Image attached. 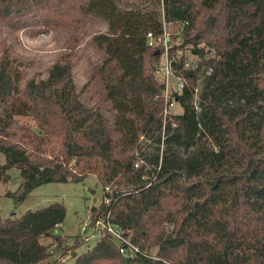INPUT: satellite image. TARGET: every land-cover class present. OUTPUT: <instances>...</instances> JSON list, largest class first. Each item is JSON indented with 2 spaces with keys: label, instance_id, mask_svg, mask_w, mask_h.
<instances>
[{
  "label": "trees",
  "instance_id": "1",
  "mask_svg": "<svg viewBox=\"0 0 264 264\" xmlns=\"http://www.w3.org/2000/svg\"><path fill=\"white\" fill-rule=\"evenodd\" d=\"M90 20L104 31L87 36ZM163 27L181 40L167 58L182 81L172 95L181 114L165 121L154 70ZM18 33L53 36L67 51L45 79L23 87ZM79 45L94 61L77 89ZM18 118L33 129L17 135ZM0 156V182L17 169L21 197L93 176L103 195L90 225L107 220L139 252L125 260L100 231L74 264H264V0H0ZM63 215L54 203L0 218V264L73 255L85 241L77 235L65 246L53 234Z\"/></svg>",
  "mask_w": 264,
  "mask_h": 264
},
{
  "label": "rangeland",
  "instance_id": "2",
  "mask_svg": "<svg viewBox=\"0 0 264 264\" xmlns=\"http://www.w3.org/2000/svg\"><path fill=\"white\" fill-rule=\"evenodd\" d=\"M105 26L97 21L90 20L86 28V35L89 36L93 32L104 31ZM172 34V30L168 34ZM15 54L19 58L21 64L20 69L23 74L21 86L23 87L28 80H42L47 76L48 68L61 56L67 53L63 40L57 39L53 36L46 35L39 38L28 39L21 33L16 35ZM169 46L177 47L181 44L179 36L170 39ZM185 63L187 66L194 65L197 58L192 55L190 48L185 47L183 51ZM94 61L89 51H83V45H79L74 57L71 59L74 67L72 70V80L77 89H79L84 82L89 71V66ZM162 56L159 58L156 66L160 65ZM155 78L159 82L162 77L159 73H155ZM202 76L196 81V91L194 101L201 89ZM168 87L175 86V79L173 77L168 79ZM175 115L181 114V109L175 104L173 106ZM27 127L33 129V123L30 119L18 118L16 123V134L19 135L21 130L19 127ZM18 127V128H17ZM141 151L151 153V150L144 146L145 143L140 140ZM151 146V144H150ZM179 153L182 151L179 150ZM0 164H3V158L0 156ZM7 181L0 182V218L1 219H16L22 216L26 211H37L47 207L50 204H60L64 208V215L61 223L55 229L53 234L65 238V246H70L75 237L79 235L81 239L82 233L89 235L92 231L90 225V214L92 208H97L102 201V189L96 183L93 176H87L79 183H47L33 188L31 191L21 197V179L19 172L15 168H11L6 172ZM44 244H48L50 249L55 246L52 240H43ZM63 245V244H62ZM92 245V239L85 241L73 252V255L66 254L56 264H74V256L79 255ZM59 252L52 255V258L57 257ZM51 259V258H50ZM49 259V260H50Z\"/></svg>",
  "mask_w": 264,
  "mask_h": 264
},
{
  "label": "built area",
  "instance_id": "3",
  "mask_svg": "<svg viewBox=\"0 0 264 264\" xmlns=\"http://www.w3.org/2000/svg\"><path fill=\"white\" fill-rule=\"evenodd\" d=\"M147 39V45L148 46H154L155 42L153 41V38L151 37L150 34L146 35ZM170 43V37L168 34V30L163 27V32L161 37L159 38L157 44L161 45L162 47V60L160 65L156 66L155 65V73H159L162 77V82L163 84V91H162V98H163V108L161 111V116L163 121L170 119L171 115L174 114L173 112V106H174V99L172 98L173 94L179 95L181 88H182V81L180 78L175 77L172 75L171 70H170V63L167 58V48ZM173 77L175 79V86L172 88L168 87V79ZM171 98V99H170ZM149 143L148 141L146 144ZM139 165L138 162L134 163L133 167L137 168ZM156 171H158V168H156ZM151 180H154L155 174H151L150 176ZM92 231L89 235H84L82 233V237L84 241H88L89 239L97 240L100 237V231H105L107 234H109L113 241L116 244L117 247V252L125 259L128 261L133 260L136 254H138V250L136 247H134L126 237V235L117 227L116 225H112L109 223L107 220L105 221H95L92 224ZM156 260V258H152ZM161 264H171L170 262L166 260H160Z\"/></svg>",
  "mask_w": 264,
  "mask_h": 264
}]
</instances>
